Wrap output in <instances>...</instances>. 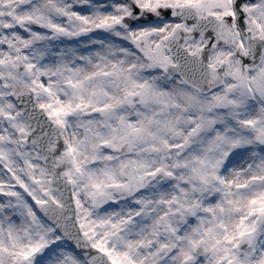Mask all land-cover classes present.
I'll list each match as a JSON object with an SVG mask.
<instances>
[{
	"label": "snow or ice",
	"instance_id": "obj_1",
	"mask_svg": "<svg viewBox=\"0 0 264 264\" xmlns=\"http://www.w3.org/2000/svg\"><path fill=\"white\" fill-rule=\"evenodd\" d=\"M0 264H264V0H0Z\"/></svg>",
	"mask_w": 264,
	"mask_h": 264
}]
</instances>
